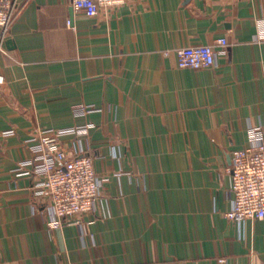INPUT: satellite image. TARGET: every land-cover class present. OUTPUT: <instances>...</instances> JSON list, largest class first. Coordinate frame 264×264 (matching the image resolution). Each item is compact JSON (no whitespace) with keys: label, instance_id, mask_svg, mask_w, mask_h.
Listing matches in <instances>:
<instances>
[{"label":"crops","instance_id":"crops-1","mask_svg":"<svg viewBox=\"0 0 264 264\" xmlns=\"http://www.w3.org/2000/svg\"><path fill=\"white\" fill-rule=\"evenodd\" d=\"M17 1L0 51V264H264V218L226 217L232 154L264 127V0H127L95 17ZM199 45L217 65L179 68ZM86 125L60 142L109 180L80 224L53 227L19 170L27 141Z\"/></svg>","mask_w":264,"mask_h":264},{"label":"built area","instance_id":"built-area-1","mask_svg":"<svg viewBox=\"0 0 264 264\" xmlns=\"http://www.w3.org/2000/svg\"><path fill=\"white\" fill-rule=\"evenodd\" d=\"M126 3L127 0H72L73 8L85 12L89 17L98 16L104 7H118ZM21 10L17 0H0V51ZM218 44L224 47L225 53L228 40L222 38ZM176 55L178 66L182 69L200 70L217 65L218 54L212 46L182 48L176 51ZM93 111V106L81 105L75 109V115L87 116ZM89 127L58 130L52 135L27 141L32 144L30 148L36 156L23 162L19 170L32 177L36 201L44 202V212L50 216L49 224L53 227L65 223L80 224L83 215L95 211L101 189L109 180L97 174L90 154L82 150L81 155L73 156L60 142L65 135L87 134ZM248 139V145L233 152L232 164L228 169L232 208L226 217L239 223L264 218V127L251 128Z\"/></svg>","mask_w":264,"mask_h":264}]
</instances>
